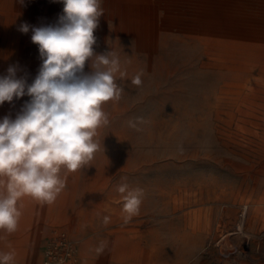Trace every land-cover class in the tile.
Instances as JSON below:
<instances>
[{"label": "rangeland", "instance_id": "1", "mask_svg": "<svg viewBox=\"0 0 264 264\" xmlns=\"http://www.w3.org/2000/svg\"><path fill=\"white\" fill-rule=\"evenodd\" d=\"M101 7L94 50L118 54L121 99L103 105L110 123L91 165L62 173L52 204L24 196L17 230H0V252L42 264L63 230L75 242L72 264H264V0ZM62 13L61 0H0V75L15 64L31 83L42 61L18 26L56 24ZM27 100L5 102L0 119ZM122 182L144 192L127 224ZM224 232L234 235L221 241Z\"/></svg>", "mask_w": 264, "mask_h": 264}, {"label": "clouds", "instance_id": "2", "mask_svg": "<svg viewBox=\"0 0 264 264\" xmlns=\"http://www.w3.org/2000/svg\"><path fill=\"white\" fill-rule=\"evenodd\" d=\"M61 2L63 13L56 24L18 26L21 33L31 31V41L38 45L42 63L32 82L17 76L15 64L0 75V106L29 97L15 118L0 119V230L7 234L18 228L24 196L52 204L66 187L62 173L91 165L101 147L98 130L110 123L103 105L119 101L124 91L118 80L127 73L118 54L94 50L101 0ZM142 74L132 77L131 84L140 86ZM117 191L127 224L139 214L144 192L127 182ZM104 247L102 242L97 251ZM13 261V252H0V264Z\"/></svg>", "mask_w": 264, "mask_h": 264}, {"label": "built area", "instance_id": "3", "mask_svg": "<svg viewBox=\"0 0 264 264\" xmlns=\"http://www.w3.org/2000/svg\"><path fill=\"white\" fill-rule=\"evenodd\" d=\"M76 255L75 242L66 231L55 232L44 247L42 264H72Z\"/></svg>", "mask_w": 264, "mask_h": 264}, {"label": "bare ground", "instance_id": "4", "mask_svg": "<svg viewBox=\"0 0 264 264\" xmlns=\"http://www.w3.org/2000/svg\"><path fill=\"white\" fill-rule=\"evenodd\" d=\"M246 210H247V206H246ZM245 215H246V211H244V213L241 215L242 220H245ZM263 220V227H264V217L262 218ZM230 232H224L220 235L221 241H226L228 240L229 236L234 235V234H229ZM238 234V233H237ZM239 234L244 235V231L242 230ZM264 236V235H263ZM257 240V239H256ZM257 251V250H256ZM259 253V252H258Z\"/></svg>", "mask_w": 264, "mask_h": 264}]
</instances>
